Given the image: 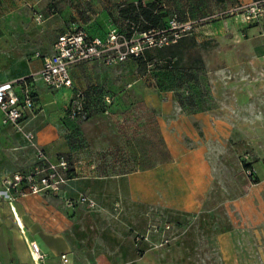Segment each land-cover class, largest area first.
<instances>
[{"label": "crops", "instance_id": "1", "mask_svg": "<svg viewBox=\"0 0 264 264\" xmlns=\"http://www.w3.org/2000/svg\"><path fill=\"white\" fill-rule=\"evenodd\" d=\"M253 1L127 3L157 2L159 11L166 14L165 22L173 16L181 22H195L210 13ZM99 4L105 9L112 6L105 0H0V9H64L60 18H65L72 9H97ZM206 23L195 25L186 37L194 38L198 45L208 40L215 42L214 60L219 66L209 72L212 103L197 104L192 110L174 99V91L130 86L132 93L158 115L154 140L159 146L156 160L149 165L141 166L140 137L133 160L123 152L134 146L108 147L107 150L119 151L115 161L109 159L115 157L113 154L104 156L105 162H98L92 154L79 152L68 137L69 122L73 121L65 118L73 91L53 90L41 80L30 81L36 104L24 119L25 129L33 131L38 145L52 161L64 156L74 163L70 166V161L69 181L59 193L11 201L4 180L30 171L36 158L23 135L12 126H3L0 120V264H34L31 241H36L47 255V264H61V255H68L72 264H166L159 257L158 246L136 240L156 226V209L195 219L205 214L219 215L228 206L232 224L227 228L221 218L215 219L213 230L217 231L219 244L221 239L256 236L264 227V183L242 180L236 159L241 155L240 143L264 142V19L231 17ZM37 54L40 53L32 58L39 60L33 63H8L1 56L0 81L38 72L43 57ZM86 66L96 67L97 75L74 72ZM102 67H73L75 88L91 94L94 88L84 86L85 79L89 84H96L94 78L107 84L106 73L100 72ZM91 102L90 99L93 110ZM233 166L240 175L237 182L229 179ZM80 195L94 199L98 208L67 205V200L75 201Z\"/></svg>", "mask_w": 264, "mask_h": 264}, {"label": "rangeland", "instance_id": "2", "mask_svg": "<svg viewBox=\"0 0 264 264\" xmlns=\"http://www.w3.org/2000/svg\"><path fill=\"white\" fill-rule=\"evenodd\" d=\"M105 1L112 6L105 9L99 4L97 9H72L71 14H67L65 18H60L64 9H16L12 12H3V9H0V57L6 58L8 63L14 61L33 63L39 60L32 58L36 53H40L41 57L48 55L58 36L74 28L83 29L87 34L99 37H105L111 29H117L123 35H127L128 24L120 18L118 8L129 0ZM36 14H42L45 19L41 25L35 21ZM231 17L236 18L224 16L219 20ZM200 19L202 18L196 21ZM198 51L199 54L194 55L195 60L200 55L204 57V63H198L201 71L193 70V73L198 75V81L173 80L169 76L170 69L166 68L165 61L149 66L145 75H142L141 67L134 60L115 67H102L100 72L106 73L107 84L96 78H94L96 84H89L88 79L84 77V86L94 88L91 98L93 110L86 121L69 122V141L75 144L79 152L92 154L94 161L105 162L104 156L113 154L115 157L109 159L115 161L120 154L118 150L107 148L120 145L134 146L123 154L128 155L130 160L135 159L138 153L135 145L140 137L141 166L153 163L159 146L154 140L157 111L147 103L141 102L137 95L132 93L130 86L148 89L155 87L158 91H161L159 87L175 88L173 96L176 101L179 95H182L185 101L193 97L199 105L205 103L204 106H207V103L213 101L209 72L219 66L214 60L215 42L213 40L202 42ZM150 54L157 55V51ZM97 71L94 66H86L79 67L74 72L96 76ZM105 95L109 101L104 98ZM240 151L241 155L236 159L241 167V176L233 166L229 179L237 182L240 176L246 182L264 183V142H258L256 145L240 143ZM70 161L72 166L74 162L72 159ZM246 166L256 170L254 177L249 178L246 175ZM227 208L218 213L219 215L205 214L203 218L199 216L195 219L156 209L153 211V224L160 226V229L155 232L154 228L150 227L147 239L141 241L158 246L159 257L166 264H264V227L256 236L221 239L219 244V239L215 236L217 231L213 228L218 217L227 228L232 224L233 217L226 211ZM165 225H171L170 229H165Z\"/></svg>", "mask_w": 264, "mask_h": 264}, {"label": "built area", "instance_id": "3", "mask_svg": "<svg viewBox=\"0 0 264 264\" xmlns=\"http://www.w3.org/2000/svg\"><path fill=\"white\" fill-rule=\"evenodd\" d=\"M224 16L243 17L246 20L264 19V0H255L248 4H237L230 9L212 13L199 21L180 22L178 17L172 18L164 27L153 28L148 31H138L135 27L132 34L123 35L117 29H111L105 37H90L80 28H74L60 35L52 47V52L43 57L41 69L27 77L16 78L11 81H0V120L3 126H12L23 135L28 146L35 152L36 163L25 173H16L4 180L5 192L11 201L21 197L57 194L66 184L69 173V162L64 156L52 161L46 151L41 148L33 131L25 129L24 119L27 113L35 108L34 91L30 81L41 80L53 90L69 89L73 97L65 111L69 121L82 122L88 118L86 110V96L84 91L75 88L71 69L81 64H99L104 67H115L140 58L147 51L160 50L171 47L189 35L196 24H204L223 18ZM38 25L44 23L42 14L35 15ZM37 57H41L37 54ZM108 100L107 97H105ZM109 101V100H108ZM249 165V164H248ZM245 169L246 175L254 177L256 170L252 167ZM72 207L75 203L85 205L89 209L98 208L97 202L87 195H80L75 201L67 200ZM158 232L160 226H154ZM169 230L170 225H165ZM138 235L137 241L147 239ZM29 250L34 264H47V255L36 241L29 242ZM61 264H72L68 255H61Z\"/></svg>", "mask_w": 264, "mask_h": 264}, {"label": "trees", "instance_id": "4", "mask_svg": "<svg viewBox=\"0 0 264 264\" xmlns=\"http://www.w3.org/2000/svg\"><path fill=\"white\" fill-rule=\"evenodd\" d=\"M119 16L128 24L129 34H132L134 31L132 27H135V30L144 32L153 28L164 27L166 24V14L159 11L157 2H151L146 5L141 2L123 4L119 10ZM198 47L199 45L194 38L185 36L174 46L160 50L147 51L140 58L133 60L141 67L142 75L146 74L149 66L165 61L166 68L170 69L169 76H171L173 80L179 82L186 80L198 81V75L197 73H193V70L201 71L198 63H204L201 55L196 60L194 58L195 54H199ZM153 51H157V55H151L150 53ZM185 60L186 64H184ZM159 89H161V91H175V88L165 89L159 87ZM85 96L87 101L86 110L88 111L89 118L91 112L90 99L93 93L89 94L86 92ZM105 97L107 96L105 95L104 98ZM177 100L184 108L194 110V108L198 106V103H196L193 97L185 101L183 96L179 95Z\"/></svg>", "mask_w": 264, "mask_h": 264}]
</instances>
